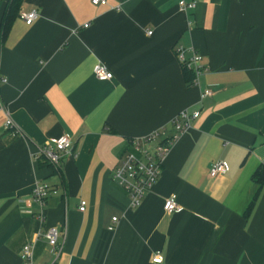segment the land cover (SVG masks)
<instances>
[{"label": "crops", "instance_id": "obj_1", "mask_svg": "<svg viewBox=\"0 0 264 264\" xmlns=\"http://www.w3.org/2000/svg\"><path fill=\"white\" fill-rule=\"evenodd\" d=\"M9 1L0 0V264H24L31 244L33 264H153L157 253L162 264H264V186L253 180L264 167V0H197L187 14L181 0H23L19 14L37 20L18 14L3 35ZM177 46L203 57L192 89ZM97 65L113 79L99 81ZM205 90L213 95L201 100ZM184 110L200 117L130 209L115 170L133 140L174 135ZM63 136L73 148L59 174L33 161ZM218 162L228 171L211 178ZM37 182L55 191L43 221ZM171 196L181 212L164 211ZM50 228L61 233L56 261Z\"/></svg>", "mask_w": 264, "mask_h": 264}, {"label": "built area", "instance_id": "obj_2", "mask_svg": "<svg viewBox=\"0 0 264 264\" xmlns=\"http://www.w3.org/2000/svg\"><path fill=\"white\" fill-rule=\"evenodd\" d=\"M93 5H106V0H93ZM197 0H181L179 2L180 10L187 14L197 9ZM19 18L27 25L31 26L38 18V13L34 11L20 12ZM87 27V26H86ZM151 34V33H150ZM177 58L183 66L191 70L195 75V86L198 85L199 78L205 72L203 66V57L196 50H187L183 46H177L175 49ZM95 77L99 81H110L113 74L103 65H97L94 70ZM0 83L6 84L7 80L0 78ZM194 86V87H195ZM213 93L205 90L201 95V100L211 97ZM200 117V113L190 114L189 111H182L171 122V127L175 134L169 136L166 129H161L140 140L131 142L132 150L128 152L122 159L120 166L115 170L113 178L117 184L123 188L129 195L130 209H136L140 206L146 195L152 190L159 180L166 157L170 153L174 144L182 135L187 133L195 120ZM5 129L16 135L18 132L13 127L10 119L5 122ZM72 142L67 136L53 140L51 143L41 147L32 159L39 162L41 159L47 161L55 171L61 170V163L64 155L71 154ZM228 171V167L223 162L215 163L209 175L211 178L223 176ZM55 193L51 187L43 182H37L32 190L31 198L41 207L40 220H44V206L51 194ZM86 210V203L81 202L79 211ZM164 211L167 214H175L182 211L177 203V197L171 196L164 203ZM113 223H117L118 219L113 218ZM43 237L55 257V261L59 258L62 251L61 233L57 228L46 229ZM34 245H27L22 251V260L24 264H33ZM163 258L157 253L153 259V264H162Z\"/></svg>", "mask_w": 264, "mask_h": 264}, {"label": "trees", "instance_id": "obj_3", "mask_svg": "<svg viewBox=\"0 0 264 264\" xmlns=\"http://www.w3.org/2000/svg\"><path fill=\"white\" fill-rule=\"evenodd\" d=\"M22 3H23V0H10L9 1L5 15L3 17V21H2V34L3 35L7 34L8 31L10 30L14 19L19 14ZM183 72H184L187 88L192 89L195 86V83H194L195 75H194V73L191 70H188L185 66H183ZM38 164L41 167H49V168L54 169L44 159H41L38 162ZM54 171H55V169H54ZM59 173H60V171L58 172V174ZM253 180L255 181V183H257L260 186V188H262L264 186V167H261L256 171V173L253 176ZM256 201L257 200L255 199L251 203V205H250V207L246 213L247 218L251 215V212L253 211V209L255 207Z\"/></svg>", "mask_w": 264, "mask_h": 264}]
</instances>
